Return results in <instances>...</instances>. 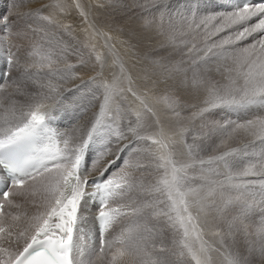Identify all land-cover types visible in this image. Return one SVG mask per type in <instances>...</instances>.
I'll return each mask as SVG.
<instances>
[{"label":"snow or ice","instance_id":"snow-or-ice-1","mask_svg":"<svg viewBox=\"0 0 264 264\" xmlns=\"http://www.w3.org/2000/svg\"><path fill=\"white\" fill-rule=\"evenodd\" d=\"M22 2L10 0L0 10V59L7 66L0 68V264H211L204 227L212 213L227 227L215 233L221 247L235 248L227 264H256L257 254L264 264V219L252 222L254 234L249 224L254 206H264V115L217 122L222 138L207 159L193 154L190 129L182 126L190 109L187 119L202 121L221 108L264 112V0L204 14L199 7L169 13L167 26L162 14L157 34L182 46L174 49L178 60L152 61L160 69L145 73L152 87L138 83L105 35L107 54L95 46L89 53L95 74L70 89L61 85L89 61L68 63L67 49L54 48L49 36L50 28L69 32L70 25L44 15L48 6L21 12ZM76 8L88 23L89 14L79 3ZM89 27L101 36L94 23ZM24 39L31 40L27 48L16 42ZM85 91L99 100L98 112L82 128L57 133L49 102ZM129 97L135 108L125 107ZM160 103L173 120L161 119ZM177 139L190 161L177 157ZM98 142L89 167L87 154ZM25 203L31 214L13 211ZM90 204L95 235L86 230ZM229 210L235 215L226 220ZM125 218L128 225L109 238ZM241 247L251 251L245 255Z\"/></svg>","mask_w":264,"mask_h":264},{"label":"rangeland","instance_id":"rangeland-1","mask_svg":"<svg viewBox=\"0 0 264 264\" xmlns=\"http://www.w3.org/2000/svg\"><path fill=\"white\" fill-rule=\"evenodd\" d=\"M34 1L42 2L43 0H40V1L39 0H32L31 2H34ZM214 1L217 2V1H222V0H156V3L159 4V8H156L153 5L152 0H100L101 3L99 2V5L96 4V7H94V8H93V5H94L93 0H91L90 3L87 0H65L64 2H65L66 7H64L62 9H63V11H65V8H67V6L69 4H70V7L72 4H74L73 6L76 7V3H79L81 8H83V10H84V8H90L91 10L95 11L93 13V17L97 21V23H96L97 25L99 24L103 27H106V26L109 27L108 25H110V26L112 25L111 29L116 28V26H118V27H122L123 30H127V31H129L130 28H133V25L134 26L140 25L139 27L141 29L139 27H138V29L145 31V28L147 27L145 21L146 20H154L155 24L153 25V28H155V25H158L160 23V19H161L162 14L164 16L165 26H167V20H168V14L169 13H171L173 16H175L177 13H186L189 8H196V7H199L201 9V14H204L205 9L208 10L209 13H211L212 10H214V9L216 11H225V9L217 8ZM9 4H10V0H0V10L7 9ZM34 5L35 4H33V6ZM46 5H50L52 7V9L54 10V12H57V14L59 16L63 12V11H61L62 0H59V1L48 0ZM55 5H59L60 7L59 8L53 7ZM101 5H103V7H101ZM141 5H143L145 7H141ZM41 7H38L37 9H40ZM19 11L26 12V11H22V10H19ZM45 12H46V9L43 11V14H45ZM76 12L77 13H75V15L81 17L83 20L84 18L80 15V10L76 8ZM88 14H89V16H88V21H89V17H91V12H88ZM58 20H60V22H61L60 18ZM127 25H131V26L128 27ZM23 27H24V22L21 21L18 25V29H22ZM85 27L91 28V27H89V25H85ZM49 36L51 37V43H52L53 47L56 48L57 50L66 48L68 53H69V57H74V58L78 59L79 56L81 57V56H83V54H86L84 49L86 47H88L87 46L88 44L83 46L82 43L75 41V39L72 38L71 35H68L67 33H65L61 27L50 28L49 29ZM119 37H120V35H119ZM123 37H124V35L121 36L122 40L124 41ZM92 38H94V37H92ZM112 38L115 41H118L117 38H115V37H112ZM124 38L126 39V35ZM36 39H39V37H36ZM23 41L25 42L27 47L31 43L30 39H24ZM23 41L17 40L16 42L23 44ZM125 41L127 42V40H125ZM166 43H168V44H166ZM166 43L164 44L163 48H166L165 51H168L167 52L168 54L169 53L171 54L175 48L182 46L180 44L179 40L176 41L175 45L170 43L168 40ZM123 44L127 45L128 43L126 44L123 42ZM167 45H168V47H167ZM172 45H174V46H172ZM98 46L102 50V47H103L102 44H101V46L100 45H98ZM170 48H172V49H170ZM46 50H49V49H47V46H46ZM179 58H180L179 56H176L175 59L177 60ZM68 61H69V59H68ZM0 68H3L5 71H7V66L5 65V63L2 59H0ZM15 75H16V71L13 70V76H15ZM3 83H5V82L3 80H0V84H3ZM63 85L64 84L61 85L62 89H64ZM146 87H151L150 81L148 82ZM68 89H70V88H68ZM9 91H12V89L9 88ZM65 96H66L65 99H68L71 102L70 103L71 105H65L64 107H59V109H61V111H62V114L60 117L61 120L58 122V127H55V131H57V133L58 132L59 133L60 132L65 133L68 130V128L70 129L77 122H78V124L81 122V125L84 126L85 124L83 122H88L90 119H92L94 114L97 113L98 108H99V100L93 99L92 96H90L86 91L85 92H72V93L65 92ZM160 96H162V95H160ZM157 108L159 110V115H160L161 119L166 120V121H171L174 119L173 117H171L170 112L164 107L163 103H160L159 105H157ZM76 111H78L79 114H76ZM185 112L187 113V111H185ZM185 112L183 113L185 123L182 126L188 127L190 129V132L186 137V142L188 145L192 146L193 154L200 159H207L209 156L215 154L217 146H214V145H218L217 141H220L222 138L219 134H216L218 132H216V131H215V133L211 132V130L213 128H214L213 130H215V126H216L217 122L226 123V121L228 122L229 120H232V119L237 120V121L238 120L241 121V120H244L245 118L248 119V118H250V116L252 117L253 115H255V112L252 108H250V109L221 108V109L215 110V114L206 120H203V121L199 120V119H197V121L192 120L190 124H187V121H186L187 119H185L187 117V115ZM250 112H252V113H250ZM64 120L67 121V123H65ZM52 128L54 129V126ZM209 129H211L210 132H209ZM64 130H65V132H64ZM177 141L182 146V148L179 149V152L181 153L180 155L182 157L180 159L188 161L191 158L190 157L187 158L184 156L185 153H188L187 147H186V149H184L185 144L180 142L179 139H177ZM99 146H100L99 142L97 144L93 145L91 148L93 150L87 154V157H89L88 158L89 166H91L90 165L91 159H92L93 155L95 154V152L99 150ZM121 163H122V161L118 162L117 166L113 167L110 170V172L108 173V176H111L112 173L117 171V168L119 167V165ZM135 175L138 176L139 173H135ZM233 195H235V194H233ZM258 205L255 206V209L257 208L256 209L257 215L261 219H264V206H262L260 204H258ZM21 208L23 210H26V211H34L33 207L27 203L23 204ZM13 211L14 212L19 211V209H13ZM90 211L91 210H89V213H90ZM91 212L93 214V211H91ZM210 215L214 216V218H213L214 220L217 218L215 216V213H212ZM231 215L232 216L235 215V212L230 211V210L227 211L225 214V219L227 218L226 220H228L229 218H232ZM130 219L131 218H125V219L121 220L119 223L115 224L113 227V230L111 231L109 238H111L112 236L118 235L119 232L121 231V229L128 225ZM218 220L220 221L219 222L220 224L225 225V222H223V220H221L219 218H218ZM88 223H90V226L88 227V232H89V230H91V223H92L91 215H89V214H88ZM141 224H143V221H141ZM206 225H208V217H207ZM225 226H224V228L227 229V227H225ZM217 230L218 229H217L216 225L212 226V229L210 231L207 230V227H204V239L208 240V237L215 235ZM167 238L169 239V241L171 240V232H168ZM208 242H209V240H208ZM227 243H228V245H231V243L229 241H227ZM223 249L226 250L227 255H228L229 250L235 251V248H232V249L223 248ZM243 252L246 255L249 253L247 250H245ZM173 259H175V258H173ZM257 260L258 259H256V261ZM215 263H216V260L211 258V264H215ZM217 264H218V262H217Z\"/></svg>","mask_w":264,"mask_h":264},{"label":"bare ground","instance_id":"bare-ground-1","mask_svg":"<svg viewBox=\"0 0 264 264\" xmlns=\"http://www.w3.org/2000/svg\"><path fill=\"white\" fill-rule=\"evenodd\" d=\"M31 1L32 0H26V2H22L21 3V7L19 8V10L28 12V11H33V10H35L38 7H41V6H48V7L44 8V10L46 9V12H45L44 15L53 14V15L56 16L57 19L60 18L62 25H70L69 32H65L63 27H61L62 30L65 33H67L68 35H71V37L74 38L75 41H78V42L82 43L83 46L88 44L87 45L88 47H86L84 49L86 54H83V56H81V57L79 56L78 59L68 56V59H69L68 63H70L72 65H78L79 61L81 59L87 60L89 62H88V65L86 67H84V68L77 67V69H76V79H69V80H67V82L63 83L64 84L63 85L64 89L73 88L74 85H77V84L80 83L81 79L87 80L89 76H92V75L95 74L93 71L90 70L91 67H92V61L95 59V54H92L91 59H89V53L91 52L93 46H95V52L96 53L107 54L108 50L104 46L105 45V35L111 36V40L108 41L109 45H115V48L119 51L121 59L123 60L126 68L132 73L133 77L137 78L138 83L142 87H146L148 82L150 81L148 79V76L145 75V73H147L149 76H151L152 73H159V71H160L158 66L154 65L152 63V61H155V60H166L169 57H171L173 60L176 58V55H173L174 54V50H173V52L171 51L172 52L171 54L170 53L168 54L167 53L168 51H165L166 48H163L164 44L167 42V38L165 36H163V35H158L156 27L153 28V26L152 27H148L147 26L145 28L146 32L138 29V27L140 25L139 26H137V25L134 26L133 25V28H130L129 31L123 30L122 27H118V26H116V28L111 29L112 25L111 26L108 25L110 28L107 27V26H106L107 27L106 28V27H103V26H101L99 24L98 25L96 24L97 21L93 17V13L95 11L91 10L90 8H84L85 12H87V13L91 12V17H89L88 23H85L84 19L82 20L81 17L75 15V13H77V12H76V7L73 6L74 4L71 5L72 8L70 7V4H69L67 6V8H65V11H63L62 14H60V16H61L60 17L57 14V12H54V10L52 9V7L50 5H46L48 0H43L42 2H36V1L31 2ZM57 1H59V0H57ZM64 1L65 0H62L61 8L66 7ZM87 1L89 3L91 2V0H87ZM93 2H94V5H93V8H94V7H96V4L99 5L100 0H93ZM33 4H35V5L33 6ZM89 23H94L95 24L96 29L101 33V36L93 35L92 34V28L85 27V25H89ZM131 25H127V26L130 27ZM119 35H120V37H119ZM123 35H124V37L126 35V39L123 37L124 41L121 38V36H123ZM92 37H94V38H92ZM112 37L117 38L118 41H115ZM141 37H150V39H141ZM125 40H127V42ZM123 42L126 43V44L127 43L135 44L136 48L134 50L129 49L128 44L125 45V44H123ZM101 44L103 46L102 50L98 46V45L101 46ZM166 44H168V43H166ZM22 45H23L24 48H27V46H26L24 41H23ZM174 45H172V46H174ZM167 47H168V45H167ZM170 49H172V48H170ZM108 63H109V66H111V57H109ZM58 66L61 67V68L64 67L63 64H60ZM97 71H99V66H97ZM150 86L152 87L151 82H150ZM156 95H158V96L163 95V85L160 86V90L156 92ZM197 102L198 101H196L195 99L190 101V103H197ZM49 103H50L49 111H50V114L53 117V119L51 121L52 122V127L54 126V130H55V127H58V122H59L58 119L61 117V114H62V111H61V109H59V107H64L65 105H71L70 104L71 102L68 99H64L60 104H55V103H52V102H49ZM124 104H125V107H128L129 105H131L132 108H135V104H132V102H131V97H129L127 100H125ZM252 109L254 110L255 115H253L252 117L250 116V118L247 117L248 119H251V118H253L254 116H257V115H264V112H261L257 108H252ZM192 111H195V109H190L189 111H187V113L185 112L186 115H187V117L185 119H187L191 115ZM250 113H252V112H250ZM76 114H79V112L76 111ZM186 121H187V124H190L192 120H188L187 119ZM83 123L85 125L87 124V122H83ZM82 127L83 126L81 125V122L79 124L77 122L70 129L67 127L68 130L66 132L69 133V132H72L76 128H82ZM213 129L212 130L209 129V132L211 130L212 133H215V130H213ZM64 132H65V130H64ZM60 133H62V132H60ZM216 134H219V133H216ZM217 144L219 145L220 141H217ZM214 146H217V145H214ZM175 148H176V151H177V157L179 159L182 158L181 155H180L181 153L179 152V149H181L182 146L180 145L179 142L175 145ZM184 149H186L185 146H184ZM184 156L189 158L188 153H185ZM188 161H190V159ZM0 199H2V197H0ZM256 205H258V204H256ZM255 206H254V209L252 210V212H250V214H249V216H250L249 224L250 225H252L253 221H255L256 223H259V221L261 220V218L257 215V211H256L257 208L255 209ZM5 210L7 211V209H5ZM89 210L93 211V213H94L95 209H94V207H92L90 205L89 206ZM19 211H25V210L20 208ZM27 212H29L31 214L33 211H27ZM213 218H214L213 215H209L208 216V225L205 224V227H207V230L210 231L212 229V226L216 225L217 229H219L220 231L227 232V229L224 228V226L226 224L225 225L220 224L219 223L220 221L218 220V218L215 217L216 218L215 220ZM229 219H231V218H229ZM223 222H224V220H223ZM93 225H94V222L91 223V230L95 229V226H93ZM95 231H96V229H95ZM251 231L253 232V234L255 233V226L254 225H252ZM208 240H209V242H208ZM208 240H206V241L208 242V244L213 249L210 252V257L212 259L216 260L215 264H217V262H218V264H227V261H226L227 253H226V250H224L221 247L219 237L216 236V235H212V236L208 237ZM227 241H229L232 244V238L231 237H228ZM240 241H241V244H244L243 238H240ZM247 243H249V244L251 243V238L248 240ZM245 250H247L248 252L251 251L250 248H243V247L240 248V251H242V252L245 251ZM221 253H223V255ZM256 259H258L256 261V264L257 263L259 264V255L258 254H257Z\"/></svg>","mask_w":264,"mask_h":264}]
</instances>
